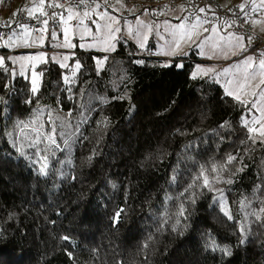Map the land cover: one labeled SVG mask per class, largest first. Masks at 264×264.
I'll return each mask as SVG.
<instances>
[{
	"label": "trees",
	"instance_id": "trees-1",
	"mask_svg": "<svg viewBox=\"0 0 264 264\" xmlns=\"http://www.w3.org/2000/svg\"><path fill=\"white\" fill-rule=\"evenodd\" d=\"M95 55L76 50L69 67L38 65L35 96L27 78L0 67V264H264V222L244 220L264 200V144L247 139L248 109L191 78V62L165 67L130 40L118 42L99 71ZM31 121L23 132L16 127ZM53 127L58 148L44 139ZM33 129L43 133L47 175L29 147ZM229 155L237 159L224 175L233 183L215 187L225 190L234 219L213 202L217 193L196 187L173 231L185 199L175 197L201 165L226 164ZM238 221L249 225L244 243Z\"/></svg>",
	"mask_w": 264,
	"mask_h": 264
},
{
	"label": "snow or ice",
	"instance_id": "snow-or-ice-1",
	"mask_svg": "<svg viewBox=\"0 0 264 264\" xmlns=\"http://www.w3.org/2000/svg\"><path fill=\"white\" fill-rule=\"evenodd\" d=\"M116 2L120 5L121 8H124L125 5L123 4V0H116ZM104 5H107V0H103V4L98 2V0H65L64 3H61L60 0H33L31 7H22L21 9L14 11L12 14L13 19L6 23V27L11 28L13 24H15L21 32L18 34L15 29L11 31L10 34L7 35L5 38L3 34H0V40L3 41V44H0V47H10L16 48L20 46L24 47H31L36 43V40L33 39L31 43L29 42V38L32 35V32H40L43 29L40 28H32L30 30L29 26L25 23H22L20 20L15 19L17 16L21 15V13L26 14L27 19H34L39 24H42L45 28L48 25L49 19L53 21H59L60 23L67 25L69 21L76 19L78 25H84L83 31L87 32L89 35L93 36V39L96 40L101 45V50L105 52L114 51L115 50V43L118 39L117 34L121 32L120 27H114V25H118L120 20L118 17L111 15L107 11H98ZM59 8L62 11L52 12L49 14L45 8ZM109 7H112L109 5ZM241 13H243L242 17L238 19H243L244 24H249L253 27L257 25H264V0H259V3L256 0H251L249 4V0H244L241 4L237 6ZM248 7L249 11L245 12V8ZM206 8L208 12L213 13L214 19L220 22L223 25L224 32L226 35L218 34V28L215 24L209 28L203 27L205 24L212 23L206 16L202 18L199 13H206ZM199 7L198 13L192 17V21L190 23H180L177 25H172L169 22H165V33L170 39H166L165 35L160 34L157 31V36L159 40L164 41L165 45L167 46V50L160 54L166 56H175L177 55L182 49V43H193L197 42V47L201 48L203 54V48L207 45L213 52V55L208 56V59L214 58L217 51L220 52L224 59H229L231 56L234 55H242V60L236 62L231 67H227L222 69L218 75H223L229 77L224 85V93L227 96H230L235 100L239 105L244 106L248 109L251 113L252 110H256L259 115H252L251 120L243 119L242 123L243 126L247 129L249 133L247 139L252 141L253 143L260 142L264 144V49L252 47V42L254 37L248 36L245 38L244 35L240 33H236L235 31L228 32L227 30L232 28L233 25L237 27H243V24H239L237 19H229L227 17L220 18L215 16L214 10L211 6ZM115 7H112V11H117ZM132 14H135L134 9H127ZM188 9L184 6H181V11H187ZM232 11V10H230ZM67 13L65 17L64 13ZM39 13V15H37ZM250 13H255L257 18H252ZM145 15L148 14L147 10H145ZM163 14V13H161ZM234 14V13H233ZM235 15V14H234ZM92 16H96L97 19L92 20V23L96 25V33L93 34L91 29H89L85 25V19L90 18ZM44 17V19H41ZM175 19H181V17H175ZM184 21H187L189 18L184 16L182 18ZM98 21H103V23H99ZM154 24V22H153ZM153 24H149L144 20L140 19L139 17L136 18L135 27L132 24H128V35L133 36L139 41V47L144 48L146 41L148 39V35L153 32ZM69 29L68 27L64 28V33L67 35ZM261 31H264V27L261 28ZM205 32H211L213 35L211 36H204ZM203 36V39L200 38ZM215 37V38H214ZM83 38V37H81ZM52 39H56V33H52ZM57 47L67 46V47H74L71 43L67 45H56ZM247 53V55H244ZM46 58L45 53H38L34 56H18V57H11L8 58L11 60L12 64H19L20 66V74L23 75L25 71V62L31 61H43ZM5 57L0 56V67H4L5 71H9L12 75H15V72L5 66ZM65 60L68 57H64ZM107 57L103 59L97 60V65H102ZM137 63H143L142 61H137ZM163 66H169L167 63ZM35 65H32L34 69ZM61 67H69L67 64H61ZM81 67L80 63L77 61L75 63L74 69L72 70V77L75 76L76 71L79 70ZM100 70L99 67L97 69ZM197 72L201 73L202 75L206 76L209 73H214L215 69L212 67L202 68L197 67ZM41 74L32 72V80H31V92L35 96L39 92V84L38 80ZM193 78H196V73L193 74ZM64 83L69 84L72 82V78L69 76H64ZM39 115V114H38ZM51 116V113H49ZM35 121H31L29 123L20 122L16 125L17 128L23 132L24 129L29 128L31 124H34ZM107 125V120L103 122ZM41 127H43L41 125ZM36 131L35 138L31 139L29 142V147L36 148L37 151L35 153L36 156H39V160L41 162L39 172L43 175H47L46 169L48 168V156L47 155H40L41 149L39 145L41 144L42 140L41 137L43 133L39 129H33ZM55 127L52 128L51 133L47 136H44V139L48 142V145H55L57 148L59 147L56 144L55 140ZM12 135V133H9ZM19 144V146H17ZM65 144L68 145V140H65ZM13 147H16V150L20 152L23 156L25 152L23 151L24 145L22 143L14 142ZM43 151H48V148L43 149ZM237 158L235 156L229 155L227 158L226 164L223 165H215L213 164L212 167L206 168L203 165L200 166V171L194 177L191 184H189L183 191H181L176 199H179L180 196H184L185 199L179 203V210L176 213L177 220L176 225L173 226V231L176 230V226L180 224V217L185 216L186 208L185 203L188 200V196H191V202L195 203V193L189 192V189L199 187L201 189H207L209 192L217 193L213 198V202L216 203L220 211L228 220H233L234 216L232 215L231 208L228 205L227 198L224 195L223 188H216L215 185L218 183L223 184H232L233 180L230 176H225L224 172H226L227 164H231ZM33 163L37 161L33 159ZM70 162V161H69ZM242 169H238L240 171ZM176 177H173V182H175ZM188 194L186 196L185 194ZM174 197L171 195H166V200H172ZM261 207L256 210L252 209L251 211L245 212L244 220L247 221L249 216L255 217L256 221L264 222V200L260 201ZM241 208L248 209L250 208V203L246 200L241 201ZM123 209H120L116 212L114 220H118L120 213ZM164 218L163 223H167V208L164 209ZM239 231L243 239L241 243H244L247 240V232L250 230L248 223L238 221ZM65 240H68V237H64ZM148 247L147 242L144 244V248ZM213 251H221L225 255H230L231 250L229 248H220L215 243L209 245ZM71 256V253H69Z\"/></svg>",
	"mask_w": 264,
	"mask_h": 264
},
{
	"label": "rangeland",
	"instance_id": "rangeland-1",
	"mask_svg": "<svg viewBox=\"0 0 264 264\" xmlns=\"http://www.w3.org/2000/svg\"><path fill=\"white\" fill-rule=\"evenodd\" d=\"M61 1V0H60ZM134 0H123V4L125 5L124 8H121L120 5L116 2V0H107V5H104L100 10L98 11H107L111 15H114L119 18L120 23L118 25H114V27H120L121 32L117 34L118 39L114 41L115 43V50L117 48V43L120 41L130 40L133 43H135L139 47V41L134 38L133 36L128 35V24H132L133 27H135V21L136 18L139 17L140 19L144 20L145 22L149 24H153V32L148 35V39L146 41L145 47L142 49V51H146L148 55L160 59L161 63L163 64H175L177 68H181L184 62H191V78H193V74L196 73V78H193L195 80L203 81L207 84H216L218 85L224 92V85L226 80L229 78L227 76L218 75L222 71V69L231 67L236 62L242 60V55H234L231 56L229 59H224L219 51L216 52L214 58L208 59L207 57L210 55H213L212 50L205 45L203 48V54L201 48L197 47V42L193 43H182L181 45V51L175 55V56H166L163 54H160L162 50L166 51L167 46L165 45L164 41L159 40L157 36V31L160 34L165 35L166 39H170V37L167 36V33H165V22H169L172 25H177L180 23H190L192 21V17L198 13V8L196 11H194V8H191L190 3H186L185 0H161L166 3L168 6L167 12H162L161 8L152 7V6H146L144 8H141V6H138V8H134L133 3ZM145 1V0H140ZM151 2H157L160 0H150ZM194 1V0H189ZM203 1H213L217 4H219L221 7L223 5H229V4H236L239 5L244 0H203ZM33 0H13L12 5L10 8H6V0H0V18L1 19H7L10 15L13 14L14 11H17L21 9L22 7H31ZM98 2L103 4V0H98ZM257 3H259V0H256ZM251 3V0H249V4ZM115 7L118 9L117 11H112V7ZM181 6H184L187 8V11H181ZM203 7V6H200ZM206 8V7H205ZM127 9H134L135 14H132ZM145 10H147L148 14L145 15ZM160 11L158 18H152L151 14L152 12H158ZM245 11H249V8L246 7ZM163 13V14H161ZM25 14V13H22ZM39 14V13H37ZM26 15V14H25ZM65 17L67 16V13H64ZM199 15L204 18L207 17L208 12L206 8V13H199ZM130 16V17H129ZM181 17V19H175V17ZM184 16H187L189 19L187 21H184L182 18ZM252 18H257L255 13H251ZM97 19L96 16H92L90 18L85 19V25L91 29L92 33H96V25L92 23V20ZM99 23H103V21H98ZM215 24L218 28V34L226 35L227 33L224 32L223 25L220 24L219 21H214L210 24H205L203 27L211 29V27ZM249 26L251 27V35L253 36V42L252 47L256 45V39L262 40L264 39V31H261V28L264 27V25H257L256 27H253L251 23H249ZM68 27L69 31L67 35L64 33V28ZM84 25H78V22L76 19H73L68 22L67 25H64L59 22V25L53 24L50 19L48 22L47 27L45 28L42 24H40V29H43V31H40L39 34L34 38L36 40V43L33 45V48L29 47H16V48H10V47H0V56L5 57V61H9L11 63V60L8 58L11 57H18V56H34L38 53H45L46 58L43 61H31V62H25V71L23 75L20 74V66L19 64H12L13 70L15 72L14 76H22L24 78H27L31 84L32 80V72L40 74L36 67L42 63H46L48 61H51L53 63L58 64L61 67V64H67L70 61V58L72 55L76 52V50H79L80 52H86V53H93L95 55V64L96 68L101 70L104 63L102 65H97L98 59H103L104 57H108L114 51L105 52L101 50V45L93 39L92 35H89L87 32L83 31ZM228 32L235 31L234 29L230 28L227 30ZM21 32V29L17 32L18 34ZM56 33V39H52V33ZM236 33H239L235 31ZM242 34V33H240ZM204 36H211L213 35L211 32H205L203 34ZM244 35V34H242ZM245 36V35H244ZM83 37V38H81ZM6 38V37H5ZM215 38V37H214ZM245 38H247L245 36ZM203 39V36L200 38ZM30 42V39H29ZM68 43H71L74 45V47H67V46H61L57 47L56 45H67ZM0 44H3V41L0 40ZM39 47L49 48L53 51L51 52H64L61 54L58 53H46V52H39L36 49ZM262 49H264V45L262 46ZM4 54V55H3ZM193 54L195 56V59L190 58L189 55ZM244 55H247L245 53ZM64 57H68L67 60L64 59ZM188 59H184L187 58ZM35 65L34 69L32 68V65ZM75 66V64H74ZM74 66L72 67V70L74 69ZM202 68H208L212 67L215 69L214 73H209L208 75L204 76L201 73L197 72V67ZM65 68V67H63ZM41 83V75L38 80V84L40 87ZM264 87V86H262ZM252 115H259V113L256 110H252L250 113L248 110L244 112L241 119H248L251 120Z\"/></svg>",
	"mask_w": 264,
	"mask_h": 264
},
{
	"label": "built area",
	"instance_id": "built-area-1",
	"mask_svg": "<svg viewBox=\"0 0 264 264\" xmlns=\"http://www.w3.org/2000/svg\"><path fill=\"white\" fill-rule=\"evenodd\" d=\"M60 2L64 3L65 0H61ZM185 2L190 3L191 8H194V9L197 7H200V6H203V7L211 6V8L215 12V16L220 17V18L227 17L229 19H237V22L239 24H243V27H237L236 25H233L232 29H234L235 31H237L239 33L244 34L246 37L251 35V27L249 26V24H244L243 19H238L239 17L243 16V13L240 12L239 8L237 7L238 5H236V4L223 5L221 7L219 4H217L213 1H203V0L189 1V0H185ZM133 3H134V5H133L134 8H137L138 6H141L143 8L146 6H152V7H157L158 9L161 8L162 12H167V10H168V6L166 5V3L161 1V0L157 1V2H151L150 0H145V1L134 0ZM45 10L48 11L49 14H51L52 12L59 13L62 11L59 8H47V6H46ZM230 10H232V11H230ZM245 12H248V11H245ZM159 14H160V11L152 12L151 17L152 18H158ZM37 15H39V14H37ZM250 16H251V13H250ZM207 18L209 20H211L212 22L217 21L216 19H214L212 12H208ZM11 19H13L12 15H10L7 19H1L0 18V34H3L4 37H7V35L10 34L13 29H15L16 32H18L20 30L15 24H13L11 28L5 26L6 23L9 22ZM15 19L20 20L22 23L27 24L29 26L30 30L32 28H40V24L36 20L27 19L25 14L21 13V15L17 16ZM41 19H44V17H41ZM50 21L55 25H59L58 20L53 21L52 19H50ZM38 34H39V32H35V31L32 32V35L29 38L30 43ZM256 42L257 43L253 47V49H255V48H261L262 49V46L264 45V39H262V40L256 39ZM29 48H33V46H31ZM36 50L39 52H51V51H53L52 49H49L48 47L47 48L39 47Z\"/></svg>",
	"mask_w": 264,
	"mask_h": 264
},
{
	"label": "crops",
	"instance_id": "crops-1",
	"mask_svg": "<svg viewBox=\"0 0 264 264\" xmlns=\"http://www.w3.org/2000/svg\"><path fill=\"white\" fill-rule=\"evenodd\" d=\"M197 8H199V7H197ZM197 8H196L194 11H196V10H197Z\"/></svg>",
	"mask_w": 264,
	"mask_h": 264
}]
</instances>
